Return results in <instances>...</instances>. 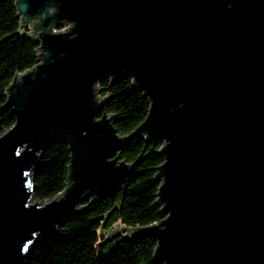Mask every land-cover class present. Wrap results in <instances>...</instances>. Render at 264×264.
Here are the masks:
<instances>
[{"label": "water", "instance_id": "1", "mask_svg": "<svg viewBox=\"0 0 264 264\" xmlns=\"http://www.w3.org/2000/svg\"><path fill=\"white\" fill-rule=\"evenodd\" d=\"M16 5L20 33L40 47L8 87L16 122L0 135V264H25L86 200L124 190L138 160L121 152L136 136L164 141L155 180L166 217L114 232L155 236L166 264H264V0ZM124 75L151 107L122 136L98 83ZM56 140L71 151L67 186L32 203L33 172Z\"/></svg>", "mask_w": 264, "mask_h": 264}, {"label": "trees", "instance_id": "2", "mask_svg": "<svg viewBox=\"0 0 264 264\" xmlns=\"http://www.w3.org/2000/svg\"><path fill=\"white\" fill-rule=\"evenodd\" d=\"M21 16L16 0L0 1V135L15 122L13 108L7 106L8 87L18 72L38 62L40 43L21 34ZM100 97L109 96L106 110L114 116L120 135L130 134L148 116L151 100L131 76L116 82L105 77L98 83ZM164 141L133 138L121 159L138 160L124 190L99 201L88 199L84 208L64 222L53 237L38 239L25 264H166L155 257L158 240L148 232L125 235L114 232L116 225L147 226L161 222L163 204L159 201L158 167L165 161ZM71 151L68 143L56 140L42 151L33 172L34 197L49 200L67 186Z\"/></svg>", "mask_w": 264, "mask_h": 264}, {"label": "rangeland", "instance_id": "3", "mask_svg": "<svg viewBox=\"0 0 264 264\" xmlns=\"http://www.w3.org/2000/svg\"><path fill=\"white\" fill-rule=\"evenodd\" d=\"M36 201H37V202L39 201V204H45L48 200H39V199H36L35 197H33V198L31 199V202H32V203H35ZM117 227L120 229V228H122V227H124V226L121 225V224H120V225H116V226L114 227V229L117 228ZM123 232H124V233L126 232V234H127V231H123ZM126 234H125V235H126Z\"/></svg>", "mask_w": 264, "mask_h": 264}, {"label": "built area", "instance_id": "4", "mask_svg": "<svg viewBox=\"0 0 264 264\" xmlns=\"http://www.w3.org/2000/svg\"><path fill=\"white\" fill-rule=\"evenodd\" d=\"M69 27V25L65 24L64 26L62 27H59V28H55V31L59 32V31H65L67 30V28ZM100 97V96H99ZM102 98V97H100Z\"/></svg>", "mask_w": 264, "mask_h": 264}]
</instances>
